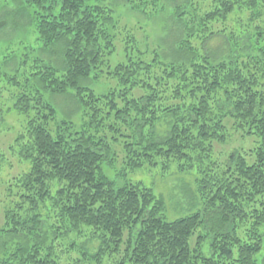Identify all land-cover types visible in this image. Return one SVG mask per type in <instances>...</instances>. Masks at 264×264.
I'll return each instance as SVG.
<instances>
[{"label": "trees", "instance_id": "trees-1", "mask_svg": "<svg viewBox=\"0 0 264 264\" xmlns=\"http://www.w3.org/2000/svg\"><path fill=\"white\" fill-rule=\"evenodd\" d=\"M105 1L21 0L32 9L36 41L56 49L62 64L37 59L30 76L38 85L11 78L19 87L15 107L27 120L16 150L30 167L13 179L16 199L0 238L16 242L0 264H60L58 244L43 232L48 201L58 225L52 239L82 226L100 239L98 251L82 252L75 264H103L106 254L112 264H257L264 247V0H214L194 16L201 28L190 31L196 44L186 40L187 62L169 63L127 36L123 59L113 67L116 21ZM150 1L128 0L136 9L154 5ZM244 10L250 22L241 34L213 29ZM217 36L226 37L232 51L220 61L206 48ZM92 75L109 76L116 85L99 94L85 84ZM42 90H73L86 118L82 127L57 120ZM229 122L259 144L220 163L214 144L227 142ZM114 145L132 169L195 171L202 208L168 220L165 198L153 188L142 181L118 185L103 169L119 154Z\"/></svg>", "mask_w": 264, "mask_h": 264}, {"label": "rangeland", "instance_id": "rangeland-1", "mask_svg": "<svg viewBox=\"0 0 264 264\" xmlns=\"http://www.w3.org/2000/svg\"><path fill=\"white\" fill-rule=\"evenodd\" d=\"M152 1L154 5L151 3L144 9L134 8V4L129 3L128 0L105 1V4L114 11L116 26L111 28V33H116L118 47L117 54L112 55L110 67L123 59L124 41L127 36L135 38L142 51L156 50L161 58L169 63L187 62L189 55L185 52L187 50H184L187 45L186 40L190 39L196 44L197 37L190 36V31L201 28L198 19L194 20L193 17H199L203 11L209 9L214 0H151L150 2ZM195 8L198 10H194ZM30 11L32 9L24 6L21 0H0V228L5 225L7 209L16 199L13 179L23 175L30 167L28 161L21 160L16 150V137L24 131L27 120L15 107L19 87L11 78L17 75L22 86H25L28 77L29 84L38 85L37 79L34 80L30 76L37 70L36 65L39 66L37 59H41L42 64L46 63L54 67H60L62 64V56L56 49L47 50L36 41L37 35L31 25ZM180 13L182 16L179 15ZM249 17L250 11L244 10L230 15L226 21L211 25L215 31L233 29L232 31L239 35L249 27ZM239 44L242 45V42ZM199 48L203 49L202 45H199ZM206 48L214 61H220L232 54L231 44L223 36L213 37L206 44ZM245 48L249 47L245 46ZM85 84L99 94H106L116 85L115 80L106 75L99 77L92 75ZM262 88L264 89V80ZM72 92L73 90L66 94H52L43 91V95L56 107L57 120L68 119L77 128H81L86 118L74 96L75 93ZM231 124V122L227 124L229 128L227 142L214 144V157L220 163H224L235 150L249 152L259 144L256 136L244 135L236 131ZM158 129L164 131L166 127L162 125ZM104 133L109 137L112 136L108 128H105ZM114 147L119 154L110 163L104 164L105 173L118 185H123L126 181H142L153 188L157 195L165 198L167 205L165 213L168 220L177 219L202 208L196 190L195 171L182 173L177 169V165L167 171L162 170L160 166L149 165L132 169L127 165L120 146L114 145ZM41 212L44 215L43 232L50 236L48 242L58 244L56 252L60 255V264H75L74 260L81 258L82 252L88 250L93 254L98 251L100 239L92 238L95 234L84 226L70 232L66 231V235L52 239L53 229H57L58 225L50 201L46 202ZM3 239L0 238V257L7 250H12L16 242L10 238ZM4 241L7 247L3 251ZM71 243L75 246H70ZM207 249L206 245L205 251ZM111 259L112 257L106 254L102 258V263L112 264ZM256 259L257 264H264V247L256 255Z\"/></svg>", "mask_w": 264, "mask_h": 264}]
</instances>
